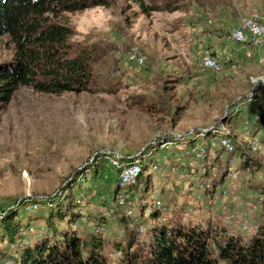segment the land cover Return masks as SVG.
Returning <instances> with one entry per match:
<instances>
[{"label": "rangeland", "instance_id": "374dc122", "mask_svg": "<svg viewBox=\"0 0 264 264\" xmlns=\"http://www.w3.org/2000/svg\"><path fill=\"white\" fill-rule=\"evenodd\" d=\"M112 1L52 20L71 30L70 49L91 59L92 93L20 86L0 104V219L19 209L34 235L54 215L48 202L60 207L65 193L73 195L82 217L78 234L101 226L97 236L109 260L115 243H123L117 218L131 220L128 229L142 242L152 210L157 222L175 215L252 236L264 226V203L256 201L264 190V35L244 46L230 32L243 19L264 23V0H144L178 8L148 16ZM188 22L202 44L181 50ZM13 56L1 36L0 66ZM207 56L218 69L203 65ZM191 141L204 150L201 158L188 152ZM115 154L155 166L147 191L135 182L124 207L113 198L118 170L108 160ZM55 217L67 227L66 218Z\"/></svg>", "mask_w": 264, "mask_h": 264}, {"label": "trees", "instance_id": "16d2710c", "mask_svg": "<svg viewBox=\"0 0 264 264\" xmlns=\"http://www.w3.org/2000/svg\"><path fill=\"white\" fill-rule=\"evenodd\" d=\"M122 1L136 5L145 16L178 9L172 3L151 6L144 0ZM112 4V0H0V37H8L14 55L12 62L0 66V104L7 103L20 86L51 95L92 93L91 59L84 51H72L67 43L71 30L52 20L63 13L109 8ZM188 147L191 150L199 146L191 141ZM151 168H155L152 161L140 160L135 186L141 191H147ZM132 186L126 188L127 195ZM263 193L259 189L257 197ZM257 197V205L264 203L262 197L260 201ZM74 198L65 193L60 207L54 199L48 202L55 216L67 219V227L61 221L55 224L56 217L51 215L46 228L34 235L29 233V215L23 217L24 223L19 209L5 211L0 219V251H5L1 252L0 264H264V226L258 225L252 236L241 238L225 226H204L200 221L189 222L175 215L157 222V210L147 216L152 223L142 242L128 229L131 220L117 218L124 229L123 243H115L116 256L109 260L101 253L103 244L94 232L101 226L91 227V233L78 234L75 225L82 217L75 212L79 200ZM195 202L200 206L199 201Z\"/></svg>", "mask_w": 264, "mask_h": 264}, {"label": "built area", "instance_id": "2783aa9c", "mask_svg": "<svg viewBox=\"0 0 264 264\" xmlns=\"http://www.w3.org/2000/svg\"><path fill=\"white\" fill-rule=\"evenodd\" d=\"M264 35V23L258 22L254 19H243L241 20L238 25L233 28L230 32V38L236 42V43H246L250 42L251 44H257L259 43L261 36ZM203 65L210 69H218V64L215 60L210 58L209 56L203 58ZM223 145L228 146L227 141L225 140L222 142ZM191 153L194 154L196 158H201L204 154V150L199 147L197 149H191ZM133 159V158H132ZM109 165L112 168L117 169V175L115 180V193H114V201L118 207H124L127 202V193L126 188L128 186L133 185L136 182V179L139 174V163L140 160L137 158H134L132 162L129 163L127 161L122 160L121 156L119 154H115L110 156L108 160ZM201 185V184H200ZM199 185V187H201ZM207 185H205L206 189ZM204 190V189H202ZM258 200H262L261 196L258 198ZM155 205L158 206V202H155ZM127 216L131 213L130 211L126 212ZM245 229V227H243ZM101 231V229L96 228L94 229V232L98 233ZM141 231V229H140Z\"/></svg>", "mask_w": 264, "mask_h": 264}, {"label": "crops", "instance_id": "0c3cea01", "mask_svg": "<svg viewBox=\"0 0 264 264\" xmlns=\"http://www.w3.org/2000/svg\"><path fill=\"white\" fill-rule=\"evenodd\" d=\"M193 23L194 22H188L187 23V25H186V29H185V40H184V42L185 43H182V44H180V46L178 45V47H179V49H183L182 47H181V45H185V44H188L189 46H191L192 48H194V47H196L197 48V46H201V44L202 43H199L201 40H194V38L190 35L192 32H194L193 30H194V28H195V26H193ZM192 24V25H191ZM203 41H204V39H203ZM219 41V43H221V40H218ZM188 48V47H187ZM236 57L237 56H234L233 55V57L232 58H229L228 60L229 61H231V60H233V61H235L236 60ZM232 61V62H233Z\"/></svg>", "mask_w": 264, "mask_h": 264}]
</instances>
